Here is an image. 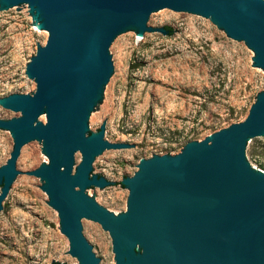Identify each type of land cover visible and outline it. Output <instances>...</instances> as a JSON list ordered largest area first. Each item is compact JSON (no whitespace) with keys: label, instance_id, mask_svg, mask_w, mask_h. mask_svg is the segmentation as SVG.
Masks as SVG:
<instances>
[{"label":"water","instance_id":"water-1","mask_svg":"<svg viewBox=\"0 0 264 264\" xmlns=\"http://www.w3.org/2000/svg\"><path fill=\"white\" fill-rule=\"evenodd\" d=\"M0 8L6 15L29 8L48 32L25 66L35 90L0 99L20 114L0 118V129L13 139L0 166V211L25 177V149L43 144L48 162L26 174L44 181L41 189L78 264H101L84 222L109 234L115 264H264V172L249 163V143L264 141V89L243 120L176 154L142 158L118 182L92 174V161L105 149L134 144L104 139V121L95 133L87 127L112 74L109 46L118 34L169 35V26H147L149 15L163 8L189 12L244 41L254 53L252 66L264 70V0H0ZM75 152L81 154L76 165ZM117 183L128 188L126 210L117 215L85 191Z\"/></svg>","mask_w":264,"mask_h":264},{"label":"rangeland","instance_id":"rangeland-1","mask_svg":"<svg viewBox=\"0 0 264 264\" xmlns=\"http://www.w3.org/2000/svg\"><path fill=\"white\" fill-rule=\"evenodd\" d=\"M164 25L173 32L137 36L127 30L109 46L112 74L98 109L89 113L87 127L95 133L104 121V139L134 147L105 149L95 156L91 173L107 181L132 176L142 158L176 154L187 142L243 120L264 89V70L252 66L253 51L209 18L167 8L149 15L147 26ZM47 35L29 8H15L7 15L0 8V99L35 90L25 66ZM19 115L0 105L1 119ZM12 146L10 132L0 129V166ZM80 159L75 152L74 165ZM44 162L48 158L43 144L25 149L20 161L25 177L0 211V264H78L68 254L69 241L60 231L57 212L41 189L44 181L26 174ZM249 163L264 172V141L249 143ZM120 186L85 191L90 197L94 192L93 199L117 215L126 210L128 196V188ZM84 229L100 263L115 264L109 234L94 222H84Z\"/></svg>","mask_w":264,"mask_h":264},{"label":"trees","instance_id":"trees-1","mask_svg":"<svg viewBox=\"0 0 264 264\" xmlns=\"http://www.w3.org/2000/svg\"><path fill=\"white\" fill-rule=\"evenodd\" d=\"M165 29L168 31L169 34L172 33V30L169 27H166Z\"/></svg>","mask_w":264,"mask_h":264},{"label":"bare ground","instance_id":"bare-ground-1","mask_svg":"<svg viewBox=\"0 0 264 264\" xmlns=\"http://www.w3.org/2000/svg\"><path fill=\"white\" fill-rule=\"evenodd\" d=\"M78 154L76 153V156H77Z\"/></svg>","mask_w":264,"mask_h":264}]
</instances>
